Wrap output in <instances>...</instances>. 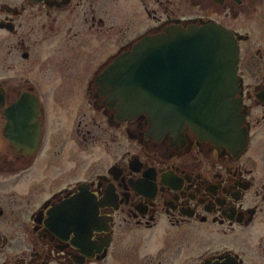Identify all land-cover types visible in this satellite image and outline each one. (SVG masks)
I'll list each match as a JSON object with an SVG mask.
<instances>
[{"label": "flooded vegetation", "instance_id": "flooded-vegetation-1", "mask_svg": "<svg viewBox=\"0 0 264 264\" xmlns=\"http://www.w3.org/2000/svg\"><path fill=\"white\" fill-rule=\"evenodd\" d=\"M207 25L232 106L177 67L192 114L133 112L143 43ZM0 264H264V0H0Z\"/></svg>", "mask_w": 264, "mask_h": 264}, {"label": "water", "instance_id": "water-1", "mask_svg": "<svg viewBox=\"0 0 264 264\" xmlns=\"http://www.w3.org/2000/svg\"><path fill=\"white\" fill-rule=\"evenodd\" d=\"M163 36L162 48H158L156 38L143 43V51L136 56L131 74L120 82L127 89L117 94L125 97L131 110L146 112L155 126H162L166 130L173 127L172 117L188 118L193 105L181 106L192 100V96L191 99L189 96L192 91L187 88L177 91L174 88L177 67L182 76H187L189 72L191 77L211 79V90H207L206 101L196 104L197 110H203L199 112L201 115L209 108L219 111L220 115L222 107H231L238 91V50L233 35L218 25H207L189 30L171 28ZM161 64L162 73L158 71ZM197 95L196 91V101H199ZM173 105L180 106L178 112Z\"/></svg>", "mask_w": 264, "mask_h": 264}, {"label": "rangeland", "instance_id": "rangeland-1", "mask_svg": "<svg viewBox=\"0 0 264 264\" xmlns=\"http://www.w3.org/2000/svg\"><path fill=\"white\" fill-rule=\"evenodd\" d=\"M87 111H88V109L85 108V109H84V112H87Z\"/></svg>", "mask_w": 264, "mask_h": 264}]
</instances>
